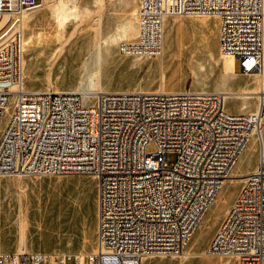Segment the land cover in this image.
<instances>
[{
  "label": "built area",
  "instance_id": "built-area-1",
  "mask_svg": "<svg viewBox=\"0 0 264 264\" xmlns=\"http://www.w3.org/2000/svg\"><path fill=\"white\" fill-rule=\"evenodd\" d=\"M37 0H0V176L75 173L95 179L96 245L89 252L0 249V264H141L180 256L250 138L258 159L208 242L210 255L264 263V81L250 111L231 112L226 90L28 89L23 21ZM219 20L222 53L243 74L264 68V0H139L123 55L160 56L166 17ZM166 152H175L172 163ZM235 177V176H233Z\"/></svg>",
  "mask_w": 264,
  "mask_h": 264
},
{
  "label": "rangeland",
  "instance_id": "rangeland-1",
  "mask_svg": "<svg viewBox=\"0 0 264 264\" xmlns=\"http://www.w3.org/2000/svg\"><path fill=\"white\" fill-rule=\"evenodd\" d=\"M59 7L52 11L53 21L44 20L40 24L39 20L48 13L46 6L40 4L38 8L34 9L33 18L35 21L30 26L28 25V11L25 13L23 21L24 51L27 45L30 44V38L33 35L40 34L43 27L45 36L48 37L54 48L49 61L51 66L55 65V72L62 73L65 78L70 80L79 76L80 80L76 89L82 92L90 89V78L92 75L98 74L97 85L98 90H100L101 68L99 52L101 48L107 45V48L110 49L111 44L116 42L118 36H131L134 31H131L125 23H121L118 24L117 32H105L106 13L103 4L91 11L66 10L63 8V4ZM135 11L136 9L127 12L128 18L132 22L135 19ZM57 14L60 18L62 16L64 18L60 19ZM192 18L203 19L193 21ZM204 18L174 15L170 16L168 22L165 20L166 31L164 25L163 54L160 58L145 61L141 64V69L148 75H155L158 79L162 75L164 82L169 85L178 84L185 76L184 87L188 89H194L201 85L213 87L220 83L224 84V87L227 88L226 91L229 92L256 91L259 81L256 76H232L234 66L225 64V60L231 57L222 55L218 48V36L216 32L213 33V29L218 23V18ZM61 22L62 25H66L63 29L58 27ZM76 25H80L79 31L75 33L74 37H71V40L64 46V50L57 56L56 47L63 44V41L68 38L67 35H70L69 32L74 31ZM85 26L90 27L89 38L86 41L79 42L82 32L88 30ZM93 28H97L98 31H93ZM176 33L177 36L174 41L172 37ZM89 42L95 47V55L91 58L90 64L88 58L85 59L84 56L78 55L76 51L79 46L83 48ZM177 45L181 46V54L177 53L174 56ZM97 46L100 47L98 48ZM117 66L121 73H131L139 67V64L130 60H119ZM236 70H240L238 62L236 63ZM25 76V73H23L24 79ZM46 76L48 79L49 74H46ZM248 78L251 79V82L238 86L247 81ZM117 79L120 82L125 80L122 76ZM26 80H29L26 84L28 83L30 86L41 83V80L36 75ZM255 101L254 97L240 98L228 95L225 100V107L231 112L250 111L256 106ZM243 105L244 107H242ZM7 118L8 112L4 113L0 119V133L6 124ZM261 130L264 131V125ZM175 156V152H166V161L172 163ZM257 159V141L254 137H251L237 160L238 164L232 168L235 177L225 179L202 219L203 221L206 218L205 222L200 229L197 226L191 240L185 246L184 252H191L192 255L186 257L181 255L174 257L154 256L153 258H176L161 261L160 264H238L232 257L210 255L205 249L220 222L226 216L229 206L237 196L244 180V175L252 170ZM0 177L19 178L20 176ZM31 185L34 184L31 183ZM54 186L55 190L53 189ZM34 188L35 192L32 194L34 200L24 208H22L20 201L18 203V199H12L8 195H3V193L0 194V235L2 236L0 242L4 247L12 246L15 243L13 234L17 235L19 240L20 222L22 219L29 222L27 215L30 212H32V216L35 215L36 219H34L35 222H29V229L25 235V242L29 247L51 250L54 245L64 246V236L61 234L64 224L69 225L71 232L76 234L79 243L84 244L87 248L92 249L95 247L97 201L95 179L91 174H55V182H52L51 185L38 182L34 185ZM40 191L47 193H40ZM10 200L13 207L9 204ZM14 205H17L16 212ZM36 222H39L40 225Z\"/></svg>",
  "mask_w": 264,
  "mask_h": 264
},
{
  "label": "crops",
  "instance_id": "crops-1",
  "mask_svg": "<svg viewBox=\"0 0 264 264\" xmlns=\"http://www.w3.org/2000/svg\"><path fill=\"white\" fill-rule=\"evenodd\" d=\"M139 0H37L38 4H42L46 6V10L48 11L44 17H42L39 21L41 24L44 20L53 21L52 11L58 8L63 4V8L66 10H78V11H91L97 9L100 5H104V10L106 13V28L105 32H117L118 24L125 23L131 31L136 32V19L134 21H130L128 18L127 12H131L138 7ZM34 9V8H33ZM28 11V25L30 26L35 21L34 11ZM136 12V11H135ZM127 14V15H126ZM210 18V17H205ZM204 18V19H205ZM170 19V16L166 17L165 20ZM193 21L196 19L203 18H192ZM165 23V22H164ZM39 24V25H40ZM28 26V27H29ZM219 31V20L216 27L213 29V33L216 32L218 36ZM43 27L41 28V33L33 35L30 38V44L27 45L26 50L23 49L22 54V73H25V79L23 78L24 85L28 89H52V90H78V81L80 80L79 76L73 78L72 80L65 78L62 73L55 72V65L51 66V62L49 58L52 56L54 48L51 44L48 37L44 34ZM133 33V34H134ZM23 37H24V26H23ZM79 46L77 48L78 55L84 56L85 59H89V64L91 58L95 55V47L89 42L87 45ZM107 45H104L100 50V86L102 90L106 91H123V90H155V89H164V90H182L186 89L184 87V79L178 83L169 85L166 84L163 80L162 75H160V79H158L155 75L151 76L148 73H145L143 69H141V64L145 61L152 60L155 58H160V56H133V55H123L118 51L117 43L114 42L111 44V48H107ZM30 48V49H29ZM179 53L181 54V46L177 45V50L174 53V56ZM119 60H130L139 64V67L136 68L131 73H121L118 69ZM236 60L233 58V75L239 76L242 73L236 70ZM46 74H49V78L47 79ZM33 75H36L41 83L39 85L30 86L28 83ZM122 76L125 78L124 82H120L117 78ZM152 77V79H151ZM183 81V82H182ZM61 82V83H58ZM251 82V79L248 78L247 81L239 84L238 86L244 85ZM236 86V87H238ZM234 87V88H236ZM229 88V89H234ZM194 89L199 90H227L224 87V84H217L213 87H206L204 85L197 86ZM254 89V88H253ZM256 102V101H255ZM255 108V107H254ZM246 175V174H245ZM15 176V175H14ZM47 183L49 185L52 182H55V175H46V176H20L19 178L15 177H0V194L8 195L12 199L16 198L21 202L22 208L31 203L32 194L35 192L34 185L37 183ZM34 184V185H31ZM55 190V186L53 187ZM44 191H40L42 193ZM47 193V192H44ZM11 199V200H12ZM11 200L9 204L11 205ZM25 202V203H24ZM17 203V204H18ZM15 206V212L17 210V205ZM13 207V205H11ZM11 212V211H7ZM14 212V213H15ZM10 215V214H8ZM1 233V232H0ZM61 234L64 236V246H52L51 250H64V251H81V252H89L92 249L87 248L84 244L79 243L77 236L74 232H71L69 225L64 224V229L61 231ZM15 236V243L12 246L4 247L0 242V249L4 252H13L18 250L22 245H24L26 250L29 251H49V250H41L37 248L29 247L26 242L20 245L17 235ZM0 235V240H1ZM168 259H176V258H153V257H145L142 260L141 264H160L161 261ZM264 264V263H263Z\"/></svg>",
  "mask_w": 264,
  "mask_h": 264
},
{
  "label": "bare ground",
  "instance_id": "bare-ground-1",
  "mask_svg": "<svg viewBox=\"0 0 264 264\" xmlns=\"http://www.w3.org/2000/svg\"><path fill=\"white\" fill-rule=\"evenodd\" d=\"M40 6V4H38L34 9H36V8H38ZM59 8H61V7H59ZM33 9V10H34ZM57 16H58V14H57ZM59 17V16H58ZM63 17V16H62ZM61 17V18H62ZM192 17H197V16H192ZM198 17H216V16H214V15H209V16H198ZM60 18V17H59ZM60 18V19H61ZM64 18V17H63ZM95 19H97V18H95ZM83 23V22H82ZM78 24H80V23H78ZM77 24V25H78ZM181 24V23H180ZM76 25V27L74 28V31H72V32H69L70 33V35L68 36L67 35V37L68 38H66L64 41H63V44L62 45H60V46H58V47H56V50L58 51V55L57 56H59V53L60 52H62L63 50H64V46L71 40V37H74L75 36V33L77 32V31H79L78 30V28L80 27V25L79 26H77ZM164 25H165V31H166V21H165V23H164ZM66 25H62V22H61V24L60 25H58V27L60 28V29H63L64 27H65ZM100 26V25H99ZM98 26V27H99ZM85 28L86 29H88V30H86V31H84V32H82L83 34H82V37H81V39H80V41L79 42H82V41H86V40H88V38H89V34H90V27H86L85 26ZM122 28V27H121ZM120 28V29H121ZM73 29V28H72ZM84 29V28H83ZM122 30L123 31H125L124 30V28H122ZM93 31H98V29L97 28H93ZM60 32V31H59ZM57 35H58V33H57ZM60 35H62V34H60ZM114 36V35H113ZM176 36H177V33L176 34H173V40L175 41V38H176ZM60 37H63V36H60ZM166 37V36H165ZM62 39V38H61ZM59 41V40H58ZM163 44H164V40H163ZM98 47V46H97ZM100 47V46H99ZM98 47V48H99ZM219 48V47H218ZM219 51L221 52V50H220V48H219ZM222 53V52H221ZM56 55V54H55ZM222 55H226V56H229V57H231V58H229V59H226L225 60V64H229V65H232V66H234V64H233V57L232 56H230V55H227V54H224V53H222ZM99 58H100V52H99ZM98 61V60H97ZM95 74V73H94ZM241 75H252V76H256L257 78H258V87H259V84H261V82H262V80L264 81V68H263V72L262 73H260L259 75L258 74H241ZM98 74H95V75H92V77L90 78V80H89V85H90V89L88 90V91H85V92H93V91H96V90H98L99 88H98V85H97V83H98ZM224 78V77H223ZM257 90H258V88H257ZM256 90V91H257ZM256 91H246V90H243V91H231V93L232 94H229V95H234V96H237V97H240V98H247V97H254L255 96V92ZM227 92H229V91H227ZM242 107H244V105L242 106ZM263 125H264V123H263ZM263 127V126H262ZM262 129V128H261ZM259 134H260V137H261V139H262V142H263V145H264V131L263 130H260L259 131ZM252 137H254V139L256 140V138H255V135H253ZM236 164H238V161L235 163V165ZM231 177H233V176H235V175H233V171L231 170V175H230ZM231 177H229V178H231ZM226 216H235V208H229V210H228V212H227V214H226ZM204 217V216H203ZM27 218H29L28 219V221L31 223V221H34V219H36L35 218V215H33L32 216V212H30V213H28V215H27ZM203 219V218H202ZM205 220H206V218L202 221H200V223H199V225H198V229H200L201 227H202V225H203V223L205 222ZM29 222H27L25 219H22L21 220V222H20V237H19V243H20V245L21 244H23L24 242H25V235H26V233H27V231H28V229H29ZM35 222V221H34ZM37 224L39 223V222H36ZM39 225H40V223H39ZM197 229V228H196ZM196 229H195V231H196ZM194 231V232H195ZM194 234V233H193ZM193 234H192V236H193ZM192 236H191V238H192ZM196 236V235H195ZM191 238H190V240H191ZM189 240V241H190ZM193 242H194V239H193ZM189 243V242H188ZM191 250V249H190ZM206 252H209L210 253V251H206ZM189 255H192L191 254V252H184V248H181V256H183V257H186V256H189ZM182 261V260H181Z\"/></svg>",
  "mask_w": 264,
  "mask_h": 264
}]
</instances>
